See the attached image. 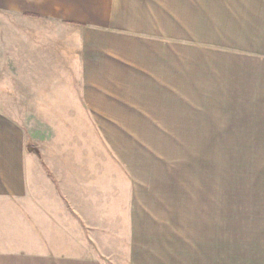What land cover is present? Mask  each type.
I'll use <instances>...</instances> for the list:
<instances>
[{"label": "crops", "instance_id": "0c3cea01", "mask_svg": "<svg viewBox=\"0 0 264 264\" xmlns=\"http://www.w3.org/2000/svg\"><path fill=\"white\" fill-rule=\"evenodd\" d=\"M5 15L68 18L60 29L81 26L98 41L65 33L55 47L50 21L38 31L14 22L18 53L0 73V264H168L178 256L140 246L157 240L163 219L148 214L160 188L149 187L141 163L147 106L131 98L134 87L161 103L180 92L153 76L132 38L197 50L203 109L220 113L219 142L205 143L255 145L264 163V0H0ZM180 76L194 90L190 65L172 78L176 87ZM258 171L264 178V164ZM263 243L255 229V264H264Z\"/></svg>", "mask_w": 264, "mask_h": 264}, {"label": "rangeland", "instance_id": "374dc122", "mask_svg": "<svg viewBox=\"0 0 264 264\" xmlns=\"http://www.w3.org/2000/svg\"><path fill=\"white\" fill-rule=\"evenodd\" d=\"M17 19L20 20L19 25L26 29L31 26L36 31L42 30L43 24L46 26L50 21L52 45L55 47H58L56 42L60 35L65 33L69 38L75 34L83 35L81 40L84 42L94 40L91 36L96 33L83 30L81 26L72 27L73 30L68 27L64 32L60 26L65 25L62 20L68 18L46 17L45 21L37 18L29 23L23 17H0V43L5 44L0 47V73H3L1 68L7 70L12 65L13 51L16 55L18 53L12 47ZM132 39L140 61L148 65L149 71L150 68L154 70L153 76L158 75L165 88H178L176 91L180 92V97H163L161 103L153 102L154 96L140 95L143 89L136 90L134 87L132 90L133 94H138L132 96V104L147 106V117L152 125L147 132L148 158L146 163H141L146 170L149 187L156 184L160 189L152 198L155 204L149 202L148 214L154 219H163L158 227L157 240L153 236L152 240L148 237V240L140 242V246L177 252L178 256L168 264L210 263L205 260V254L211 256L212 264H255V260L258 263L262 257L255 256V229L264 230L263 185L257 192V186L264 184V178H261L258 169L264 163L255 161V145L224 143L221 146L211 143L219 142L212 137L217 131L215 126H220V113L214 108L208 113L203 109V85L199 82L203 79V64L198 63V59L195 63V58L191 56L197 50L183 48L181 42L178 47L177 43L166 39ZM94 41H98L97 38ZM135 59L139 61V58ZM189 65L190 71L195 74L190 78L194 90H188L189 82L184 76H180L182 81L176 87L172 78L187 74ZM188 103L193 104L190 111ZM222 125L228 126V123ZM154 126L158 127L157 132ZM206 139L211 142L205 143ZM151 153L157 154L156 161L152 160Z\"/></svg>", "mask_w": 264, "mask_h": 264}]
</instances>
